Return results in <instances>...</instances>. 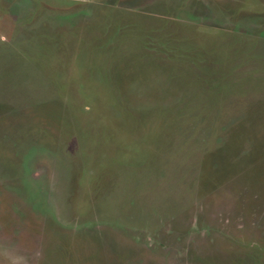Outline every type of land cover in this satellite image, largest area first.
<instances>
[{
  "label": "rangeland",
  "instance_id": "374dc122",
  "mask_svg": "<svg viewBox=\"0 0 264 264\" xmlns=\"http://www.w3.org/2000/svg\"><path fill=\"white\" fill-rule=\"evenodd\" d=\"M0 264H264V0H0Z\"/></svg>",
  "mask_w": 264,
  "mask_h": 264
}]
</instances>
